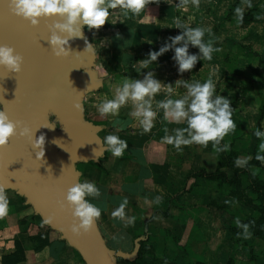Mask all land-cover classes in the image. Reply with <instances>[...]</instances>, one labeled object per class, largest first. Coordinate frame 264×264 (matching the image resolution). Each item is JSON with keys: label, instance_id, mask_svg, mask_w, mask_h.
<instances>
[{"label": "crops", "instance_id": "0c3cea01", "mask_svg": "<svg viewBox=\"0 0 264 264\" xmlns=\"http://www.w3.org/2000/svg\"><path fill=\"white\" fill-rule=\"evenodd\" d=\"M245 1L239 2L237 8H240L241 3ZM178 3L179 0H145V6L138 14L128 13L125 15L120 9L110 10L115 15L110 16L104 24L109 27L97 30L101 34L99 44L104 48L102 55L99 53L97 55L95 52V60L104 59L100 62L104 73L102 87L97 91L87 93L83 97L82 104L88 122L100 127L97 135L101 143L105 136L115 134L125 140L128 147L121 157H114L111 152L105 149L97 163H78L76 171L78 182H92L100 190L98 198L88 199L101 209V216L95 221L104 240L112 239L113 231L118 230L129 241L133 251L135 240L139 238H142L143 241L147 240L143 234L150 233L152 235L154 232L158 234L163 230H171L173 234L181 238V243L187 245V253L193 258H216L219 256L220 250L223 254L227 250L220 246V249L212 246L210 241L213 232L211 230L221 224L218 220L220 213L224 212L226 216L229 212L232 213L228 204L225 205V211L222 210L219 213L217 210L218 200L222 198L219 190H229L232 187L220 181H208L203 176H195L196 173L204 172L206 174L207 170H211L216 163V154L211 142L207 146L199 144L182 146V151H177L172 145L163 143L162 137L173 134L174 128H183L187 125L185 121L176 123L165 119L162 109L158 110L153 127L148 132H144L138 120L130 115V112L134 110L131 102L122 106L116 115L101 116L98 111L103 100L115 97L116 89L124 79L142 80L149 71L153 72L155 78L163 84L173 85L174 91L171 97L173 99L180 98L186 92L182 85L175 84L178 80L202 83L211 77L215 87L217 86V74L211 73L215 68L214 60L205 66L203 61L206 59L198 57L197 63L191 71L180 73L178 68L173 67L170 63L174 51L170 49L153 63L147 65L141 63L148 59L150 52L158 51L165 42L170 43L169 37L177 35V30H181L176 28L177 20L186 26L197 27L198 19L203 20L202 13L203 10L206 11V4L209 5L211 11L210 18L215 16L214 6L216 7L217 4L216 2L214 4L212 0H197V3L187 0V3L181 7L177 6ZM254 8L258 7L254 6ZM247 11H243L242 15ZM254 17L257 21L255 13ZM205 31L210 38V30L207 28ZM206 41L207 37L204 42L207 43ZM138 51L145 52L146 57L138 55ZM206 67L210 69L208 74L204 70ZM96 73L100 76L99 72L96 71ZM224 92L227 91H218L217 94L228 95ZM165 98V90H161L153 99V108L155 109L157 101ZM262 131H264V127ZM223 140H226V137ZM226 153H228V149H226ZM242 155L244 154L237 151L236 160L239 159L241 163L237 165L235 161V165L239 168H243L254 158ZM257 155L255 153V157ZM256 170L264 173V160H260L259 166L253 167L251 170L253 175L264 182L263 175L259 176L258 173H255ZM229 172L227 168L224 170L228 178H231L232 175L229 177ZM211 188H214L216 192H211ZM245 194L254 200L255 197L250 191H246ZM157 198H159L158 201ZM125 199L127 200L124 209L126 217H135L131 224L127 223L126 219L121 220L112 216V212ZM226 199H228L227 196ZM206 200H210L212 205H209ZM241 207L245 213V217L241 221L248 217H258L255 215L256 213H252L242 205ZM8 208V214L11 212L12 217L16 220L13 225L15 231L13 238L4 242L1 235H3V231L7 230V224L0 218V264L2 257L15 252V242L20 243L23 248L19 264H83L76 251L63 243L59 234L50 229L34 211H30L29 205L11 203L8 204ZM224 221L227 222V218ZM176 226L181 227L182 231L174 233ZM229 226L230 228L235 227L232 224ZM223 232L231 237L228 229ZM241 236L243 238V235ZM43 237L47 238L48 244L37 250L44 243ZM33 238L43 241L39 244L40 241L35 242ZM252 244L255 243L252 242ZM250 246L253 254L252 257L247 255L245 259L247 264H250L254 259L257 261L255 245L249 244L247 249ZM122 250L124 249L117 252L126 253ZM245 250L246 248H238L234 256L243 255ZM232 261L233 264H237L238 260L233 259ZM259 262L263 261L259 260Z\"/></svg>", "mask_w": 264, "mask_h": 264}, {"label": "water", "instance_id": "95a60500", "mask_svg": "<svg viewBox=\"0 0 264 264\" xmlns=\"http://www.w3.org/2000/svg\"><path fill=\"white\" fill-rule=\"evenodd\" d=\"M10 0H0V45H7L23 57L19 73L0 67V106L9 118L29 129V134L11 138L0 148V186L24 198L34 213L62 241L72 248L83 264H115L112 250L102 237L96 221L87 233L74 235L71 209L64 201L67 190L78 183L76 165L97 163L100 127L80 121L84 118L83 97L102 87V79L93 69L94 48L83 38L69 40L70 54L57 58L48 41L51 20H41L39 27L12 13ZM85 26H83L84 28ZM82 28V29H83ZM87 48V49H86ZM79 105L75 110L74 105ZM50 114L63 122L62 131L50 123ZM44 136V156L34 140ZM51 222H47L48 220ZM139 238L130 254L117 252L116 258L136 259Z\"/></svg>", "mask_w": 264, "mask_h": 264}, {"label": "clouds", "instance_id": "9594fccd", "mask_svg": "<svg viewBox=\"0 0 264 264\" xmlns=\"http://www.w3.org/2000/svg\"><path fill=\"white\" fill-rule=\"evenodd\" d=\"M187 3V0H179L178 7ZM197 3V0H193ZM145 6V0H10L9 8L12 13L28 21L32 27H39L40 21L51 20L48 26L50 33L48 41L52 53L57 58L70 54L69 40L83 38V26L89 30L101 28L110 16L115 15L110 10L120 9L125 15L128 13L138 14ZM249 6H251L249 4ZM241 13V9H236ZM242 19V14H241ZM176 28L181 29L180 33L174 37H169L170 43L160 47L158 51L150 52L148 59L141 61L147 65L157 61L163 53L174 50L172 59L178 67V72L191 71L197 63V55L189 54V44L198 46L203 59L211 60L212 53L219 51L214 48L211 42H202L205 36L203 27L186 26L177 20ZM90 44L87 45V48ZM86 48V49H87ZM23 57L15 52V49L7 45H0V67L11 73H19ZM176 85H182L186 92L180 98H171L174 91L172 84H163L156 79L154 73L149 71L142 80L129 81L124 79L122 84L116 89V95L112 99L103 100L98 108L101 116L118 114L120 108L131 102L134 110L130 112L135 117L144 132H148L153 127V122L157 118L158 110L162 109L165 119L173 122H186V127L174 128L173 134L162 137V142L172 145L177 151H182V146L199 144L207 146L212 142L216 151L221 149L217 146L220 141L235 127L232 119L233 108L229 98L216 94L215 84L211 77L204 82L176 81ZM165 90L166 98L156 102L153 108L154 97ZM75 110H79V105H74ZM29 134V129L23 127L19 122L12 121L4 108H0V148L9 145L11 138L19 135L24 137ZM254 135L260 139L259 151L264 152V131L256 130ZM45 138L43 135L34 140L33 147L39 149L37 158L44 156L43 145ZM99 149H94V154L98 157L106 149L114 157H121L127 149L128 144L118 135L109 134L99 144ZM227 145H225V148ZM102 149L103 151H100ZM98 151L100 154L97 155ZM257 160H264V156L257 155ZM237 165L241 163L236 160ZM99 188L92 182H78L71 186L64 197V201L71 209L73 225L71 231L74 235L87 233L95 220L101 216V209L88 198H98ZM159 198H157V201ZM125 199L118 208L112 212L114 218L127 220V223L134 222L135 217H126ZM8 198L5 188L0 186V218L8 214ZM47 222H51L50 218ZM235 224L241 228L244 238L251 236L249 224L242 223L239 218L235 219Z\"/></svg>", "mask_w": 264, "mask_h": 264}, {"label": "rangeland", "instance_id": "374dc122", "mask_svg": "<svg viewBox=\"0 0 264 264\" xmlns=\"http://www.w3.org/2000/svg\"><path fill=\"white\" fill-rule=\"evenodd\" d=\"M212 1L214 4L215 2L217 4L216 7L214 6V9L216 10L215 16L210 18L211 11L209 9V5L206 4V11L203 10L202 13L203 20L200 18L198 19L199 24L197 27H203L205 30L208 28L210 30V38H208V33L205 31L204 41L205 37H207L206 42H211L213 47L218 48L219 51H214L212 53L211 60L206 59L203 61V64L208 66L210 62L213 60L215 61V68L211 71V73H216L218 78L217 86L215 87L216 94L218 91L226 90L227 92L224 93L228 95L225 97L229 98L231 103L235 102L237 107L234 116H232L236 127L225 136L226 140L222 139L220 141L221 148L224 150L226 156L228 155L229 151L233 150L235 152L240 151L243 153V157H255V153H260L259 139L254 135L257 122L259 121L260 112L263 113L261 126L264 127V0H246L244 3H241V13H237L235 11L230 17H226V15L232 10V5L237 0ZM238 1L242 2L243 0ZM203 3L205 2L203 1ZM249 4L251 6H249ZM254 6H257L258 8H254ZM247 9L248 11L253 10L258 20L256 23L243 28L241 25H239L237 17H239L238 15H241L243 11H247ZM209 21H211V23H208ZM107 27H109V25H103L101 28ZM99 29L89 30L87 26H85L82 31L84 33L83 37L86 44H90L89 46L95 49L97 55L98 53L99 55H102L104 48H102L99 44V39L101 38V34L97 31ZM180 31L181 30H177L179 33ZM138 55L146 57L145 52L142 51H138ZM103 60V58H100V60L96 59L93 66L95 72H99L100 76L98 77L101 79L104 73L103 66L100 62ZM204 70L205 73H210V69L208 67L204 68ZM225 85L226 88H224ZM220 95L223 96V94ZM49 116L50 123L54 129L56 131H62L64 128L63 122L56 120L52 114ZM86 116L87 114L84 111V118L80 121L81 124L89 123ZM263 127L261 128L263 129ZM225 145H227L226 148ZM226 149H228V153H226ZM215 154L216 163L211 170H207V173L213 172L217 165L218 153L216 150ZM225 169L226 168L222 169V171L224 172ZM255 173H258L259 176L262 174L264 177V173H262V171L259 172V170H256ZM197 175H199V173L195 174V176ZM230 176L231 173L229 172V177ZM242 178L244 179V177ZM243 179L242 181H244ZM210 191L216 192L214 188H211ZM233 191L234 188H229V190L223 189L222 191L219 190L222 198L221 200H218L219 205L216 206L217 210L219 213L222 212V210L225 211V205L228 204L232 209V213L229 212L227 214L228 216H226L224 212L220 213L218 215V220L221 224H218L217 227L211 230L213 232V237L210 241L212 246H220L226 249L227 252L225 254H223L220 250L218 252L220 257L193 258L189 253H187V245L185 243H181V238L173 234L171 230H163V232L160 231L158 234L155 232L154 234L152 233V235L150 233H147V235L143 234L147 240L144 241L145 244L141 250L142 257L135 263H129L120 258H114V263L148 264L153 260H156V264H233L232 260L234 259L238 260L237 264H247V261L245 260L247 255L252 257L253 254L251 246L247 249L248 245L251 244L255 245V250L257 251L255 256L257 261L254 259L250 262V264H264L263 240H259L254 237L242 238V236H240L238 239H233L223 232L230 228V224L236 227V218H239L241 221L245 217V213L242 210L241 205L239 203L237 204V202L233 203L234 200L232 201L233 198L231 197V193ZM6 195L8 198V204L20 203L24 205L25 203L24 198L18 196L13 191H6ZM226 196L228 199H226ZM206 201L209 203V205H212V203L209 202L210 200ZM30 209V211H33L31 207ZM12 215L13 214L10 212L2 218L6 221L5 224H7V230L3 231V235H1V238L4 242H7L13 238L15 231V227L13 228V225L15 224L16 220L14 217H12ZM255 215L258 216V214ZM226 218L227 222L224 221ZM175 231L179 233L182 231V228L176 226L174 227V233ZM121 235L122 234L118 230L113 231V234L111 235L112 239L107 238L105 243L108 244L109 249H112V251L124 249L122 251L130 254L132 247L128 243L129 241L126 240L123 235V237ZM252 242L255 244H252ZM202 245L204 246V243ZM241 247L243 249L246 248L243 254L244 256L240 254L234 256L235 251H238V248ZM259 260L263 262H259Z\"/></svg>", "mask_w": 264, "mask_h": 264}, {"label": "trees", "instance_id": "16d2710c", "mask_svg": "<svg viewBox=\"0 0 264 264\" xmlns=\"http://www.w3.org/2000/svg\"><path fill=\"white\" fill-rule=\"evenodd\" d=\"M239 1L237 0L232 5V10L229 11L226 15V17H230L233 11L238 7ZM237 21L239 25L241 26H248L251 23L255 22L254 17V11L249 10L246 13L242 15L239 18H237ZM179 32H177L178 34ZM202 42H204V37ZM188 53L197 55V57H202V53H200L198 46H192L189 44ZM174 55V51L172 52L170 63L173 67L178 68L175 64V61L172 59ZM231 107L233 108V115L236 111V103L232 102ZM232 115V116H233ZM263 119V113H259V121L256 125V130H261V121ZM257 138V137H256ZM220 148V151H217L218 153V162L213 172L211 173H199V176H203L208 181H220L221 183L234 188V191L231 193V197L233 200L243 207L249 209L252 213L258 214L257 218L248 217L245 220L241 221L242 223L249 224V231L251 232V236L264 241V182L260 181L255 175L251 173V170L253 167H258L260 160H257L256 157H254L251 161L245 164L243 168H239L235 165V161L237 158V152L231 150L229 151L228 155H225L224 150L221 148V144L217 146ZM261 156H264V152H261ZM227 168L232 177L228 178V176L221 171L222 169ZM198 176V175H197ZM244 177V179L242 178ZM242 179L244 181H242ZM250 191L251 194L255 197L254 200L246 196L245 192ZM242 229L238 228L237 226L235 228H229L228 232L231 234V237L233 239H238L241 235H237V233H242ZM44 243L42 246H39L37 250H40L41 248L47 246L48 240L46 237H43ZM33 241H40L39 244L42 243L41 240H38V238H33ZM63 243L67 244L65 241H62ZM144 241L139 242V250L137 257L134 261L129 263H135L137 260H139L141 256V250L144 245ZM15 252L9 256L2 257L1 258V264H19L21 261V256L23 252V248L20 243L15 242ZM117 251H112V255L114 258H116ZM81 259V258H80ZM82 261V260H81ZM156 261V260H155ZM153 260L152 262L148 264H156ZM201 264V263H197ZM231 264V263H228Z\"/></svg>", "mask_w": 264, "mask_h": 264}]
</instances>
